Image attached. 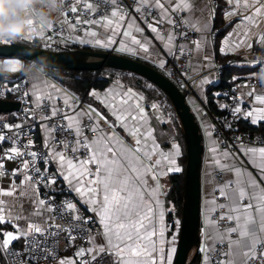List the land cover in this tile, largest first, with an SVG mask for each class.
<instances>
[{"label":"snow or ice","instance_id":"1","mask_svg":"<svg viewBox=\"0 0 264 264\" xmlns=\"http://www.w3.org/2000/svg\"><path fill=\"white\" fill-rule=\"evenodd\" d=\"M99 3L106 12L112 6L110 16L97 15L100 8L90 0H75L70 11L63 13V17L76 14L74 23L68 20L65 23L70 30L83 33L76 35L73 43L104 49L118 45L120 52L144 54L145 59L154 63L162 54L177 62L183 58L181 68H191L196 73L214 66L215 11L209 10L207 0L200 3L130 0L127 5L122 0H99ZM226 3L231 8L225 16L239 19L223 40L220 53L227 55L242 47L251 49L253 44L246 41L253 37L257 45H264V30L258 35L254 31L264 26V0H226ZM129 8L133 15L126 10ZM93 25L102 29V33L90 30ZM146 31L150 35H145ZM192 34L197 38L191 39ZM34 35L44 36V32L30 31L24 40H32ZM117 37L122 38L117 40ZM154 41L159 42V48ZM15 54L10 47H0V55ZM166 64V59H159V67ZM211 83L203 77L195 86L202 90ZM25 95L33 97L35 109L45 111L42 119L51 123L43 125L46 151L39 153L28 151L34 147L32 140L21 144L18 133L7 136L2 131L7 128L11 132L21 125L0 123V147L4 143L11 145L0 155V181L6 177L9 181L6 187L0 183V225L8 224L13 229L0 231L3 264H15L17 257L32 258L11 250L14 241L24 240L26 253L40 249L48 256L53 255L46 247L49 238L64 233L73 242L77 238L83 240L87 234L88 246L75 253L76 257H88L83 264L106 261L107 264H173L180 220L175 219L172 225L164 223L165 207L160 197L168 193L167 185H161L160 179L183 172L182 151L172 132L167 134L170 147L162 148L151 123L153 119L171 123V116L163 119L158 103L148 105L150 116L142 103L145 97L131 88L123 90L122 86L106 89L103 94L95 89L89 91L88 95L100 103L103 111L91 105L86 110L80 108L78 97L74 99L62 93L46 80L35 81L32 91ZM241 97L231 108L232 115L242 114L253 125L264 122V90L257 93L253 88ZM244 97H254V103L259 106L243 112L240 105L245 102ZM59 101H63L62 106ZM195 107L199 111V106ZM202 127L211 140L203 214L204 243L200 249L203 264H264V147H244L241 138L235 137L240 146L239 155H234L226 142L212 139L214 125L205 123ZM224 127L232 129L227 122ZM221 143H224L223 151ZM9 161L18 163L6 169L5 163ZM40 164L44 165L43 169ZM58 178L93 216L79 214L77 203L53 204L42 189L55 185ZM167 212L175 213L176 206L170 204ZM57 217L67 226L57 222ZM95 225L99 226L98 231H94ZM77 230L79 236L73 235ZM166 232L171 235L166 237ZM59 264L75 262L61 259Z\"/></svg>","mask_w":264,"mask_h":264},{"label":"built area","instance_id":"2","mask_svg":"<svg viewBox=\"0 0 264 264\" xmlns=\"http://www.w3.org/2000/svg\"><path fill=\"white\" fill-rule=\"evenodd\" d=\"M92 3L98 5L100 11L97 15H109L111 12V7H108L107 12L103 5L99 3V0H91ZM130 0H122L124 5H127ZM74 4V0H65L63 7L60 11H57L59 14L63 16L64 12H69L71 6ZM231 8V7H230ZM130 15H133L132 10L126 9ZM76 14H71L69 17H64V21L68 20L70 22H75ZM89 18V17H85ZM86 27V26H84ZM76 32H81L76 30ZM215 33H218V30L215 29ZM215 34V36H216ZM51 35L59 40L62 43L69 42L71 38V33L68 29L63 25H54L51 29ZM214 36V38H215ZM197 35L192 34L191 39H196ZM184 64V59L181 58L179 62L175 61L173 58H167V64L164 67V73L166 77L174 84V86L184 95L190 96L191 92L188 89V79L187 77L190 74V68L182 69L181 65ZM184 72L182 75L181 72ZM219 71L217 70V73ZM242 88L264 90V77L258 76L254 77H243L236 79V82L227 89L221 90L217 93L221 95L214 97V104L216 109L220 111L218 117H212L204 106L199 108V111L196 110L195 117L196 120L200 123H209L210 125H214L216 131L213 133L215 139L224 141L227 143L229 150L232 153H235L237 147L240 146V141L235 140V137H240L243 142L244 147H264V136H260L258 134L249 135L246 133H242L237 131L235 123L240 120H245L242 114H238L237 116H233L231 112V108L236 106V101L241 99L240 90ZM27 84L24 79L16 80L12 85H7L6 83H0V100H12L20 104L18 112L15 114V117L11 121L0 120V123H5L8 125H21V128L14 129L13 131H9L7 128L2 129L3 133L7 136H13L15 134H19L20 143L26 144L28 140H32L34 142V147L28 149V151H37L38 153L41 151H46L43 148V145L38 142L36 131L37 129H41L45 123H51V121H45L42 117L46 114L43 110L35 109V106L32 105L29 101ZM84 96L82 99L78 100L79 106L84 102ZM221 105H228V108H221ZM62 106V104H61ZM243 112L250 110L249 104L245 101L240 105ZM225 122L230 123L232 125V129L224 127ZM5 149L7 150L11 145L10 143H4ZM220 148L224 150V143H221ZM23 150V149H21ZM27 158V157H26ZM18 161H9L5 163L6 169H10L16 166ZM42 169L43 164L39 165ZM54 172V170H52ZM42 191L47 192L49 198L53 201L54 205H60L62 201H70L76 203L74 196L64 190L61 194H55L51 192L49 189H42ZM79 209V214L84 217L92 216L86 209L77 204ZM57 222L65 223L61 221L59 217L56 218ZM65 226L66 223H65ZM94 231H98V226L95 225ZM66 233L60 234L55 238H49L46 247L49 251L53 253V255L46 256L45 252L40 249L35 250V252L26 253L25 248L27 247L26 242L23 240L21 246H11V250H15L16 252L24 254L26 257H32L31 259L25 258L20 259L19 257L15 258V264H46L53 263L59 260L61 255V243L66 242L69 246H72L74 249H80L81 247H87V234H84V239L81 240L77 238L74 242L66 239ZM73 235L79 236V230L73 233ZM88 259V257L81 258V264H83V260ZM0 264H3V261L0 260Z\"/></svg>","mask_w":264,"mask_h":264},{"label":"crops","instance_id":"3","mask_svg":"<svg viewBox=\"0 0 264 264\" xmlns=\"http://www.w3.org/2000/svg\"><path fill=\"white\" fill-rule=\"evenodd\" d=\"M90 2H91V0H90ZM197 2L200 3V2H202V0H197ZM74 3H75V0H74ZM207 3H208L209 10L210 11L211 10H214L215 11V18H216V11H219L220 10V13H221V16L219 17L220 18V22L219 23L222 26L218 27L220 34H219V36L216 35L215 38H214V40H215V42H214V48L217 50V52L221 56H224V57L229 58L228 60H230V62H232L238 68L258 67V70L255 71L256 73H253V75H254L253 77L254 78H257L258 76L264 77V45H257L256 42H255V39H256L255 37H253V38H251V39H249V40L246 41V43L253 44V47L251 49H248L247 47H242L239 51H236V52H233V53H229L227 55H224V54H221L220 53L219 49L222 46L223 40L228 35V33L231 32L236 27V22H237V20L239 18L238 17H226L225 16V12L228 11L230 9V7H231L230 5H228L226 3V0H207ZM184 15H187V13H185ZM52 16L54 17V24H53V26L54 25H63L71 33V38H70L69 42L67 43L68 45L70 44V45H75L77 47L78 46L79 47H88V48H92V49L95 48L96 50H99L101 52H104L105 51L106 53L112 51L113 52V53L111 52L112 54H116V55H120V56L123 55V57H125L124 55H126V57L129 56L130 59L140 60L141 63L147 64V66L148 65L149 66H152L153 69L155 68V70H157L160 73L164 74V68L159 67V59H166L167 60V58H168L167 56H164L162 54L160 57H157L156 58V62L154 63V62H152L150 60L145 59L144 58V54L132 55V54L127 53V52H120L118 50V45H113L111 48L104 49V48L93 47L91 45H81V44H78V43H73L74 37L76 35H83V33L82 32H76V31L70 30L69 27H68V24L65 23V21H64V17L61 14H59L58 12H53L52 13ZM109 16H110V14H109ZM215 18H214V21H213V27H214V29L216 27L215 26ZM141 26H143V25H141ZM51 29L52 28L46 29L45 31L43 30L44 36H46V37H44V36H35L34 35V37H33L32 40H24V41L31 42V41L36 40L38 42V45L41 46V47L53 45V44H55L56 41H57L56 44L57 43L60 44L61 42L59 40H57V39L56 40H53L54 37L51 35ZM90 30H95V31H98V32L102 33V29H99V28H97L94 25L91 26V29ZM220 30H221V32H220ZM261 30H264V26H262L261 28L255 29L254 31L258 35L261 32ZM36 31L37 32H40L39 29H37ZM145 35H150V33H148L146 31L145 32ZM121 38L122 37H117V40H119ZM154 43H156V45H157L158 48L160 47V44H159L158 41H154ZM43 44H47V45L44 46ZM61 44H63V43H61ZM216 58H217V56H216V51H215V54H214V57H213V62H212L214 64V66L213 67H209V68H202L199 71V73L193 72V70L190 68V74L187 77V79H188L187 85L189 84L188 89L191 92V95H190V98H188V101H189V104L192 107H194V109H196L195 106H197V105L199 106V108H200V106H203L204 105L205 97H206V93H205L206 88L205 87H209L211 85H215L216 82H218V80H219V76H218V73H217V69H218V64L217 63L218 62H216L217 61ZM16 73L18 74L19 71L13 73L12 75H17ZM21 74L23 75V76L21 75V77H23L24 80H25V82L27 83L28 93L32 91V84L35 81H37V80H46L48 82V84H55L58 88H60L62 93H66L68 95H71L74 99L76 98L71 93L69 94V92L67 90H65L64 88H62L59 85H57V83H55L54 81H52L46 74H44L39 79H29L25 74H23V72ZM203 77H207L208 79H210L212 81V83L211 84H208V85H204L203 86V89L201 90V89L197 88L195 85L197 83H199V81ZM217 78H218V80H217ZM235 78H238V77H235ZM121 86H122V89L123 90L129 89V87H125V85H123L121 83H118L116 81H113L104 90H101V91H98V92H100L101 94H103L106 89H109V88H119ZM133 91H135V92H137V93H139L141 95V93L139 91H136V90H133ZM246 92H248V89L242 88L240 90V95L242 93H246ZM256 92L257 93H260L261 90H258ZM192 93H193V95H192ZM28 97H29L30 103L32 105H34L33 104V97H31L29 95H28ZM87 98H89L90 101L89 102H87L88 100L85 101L82 105H80V108H83V109L86 110L88 108V106L91 105L92 107L94 106V108H97V109H100V110L103 111L102 106L100 105V103L98 101L94 100L91 96H88ZM244 100L246 102L249 100L247 103L249 104L250 109L253 108V107H258L259 106V105H256L254 103V97H244ZM144 102L142 101V103H144L143 105L145 106V111L148 112L149 115L151 116L152 115V111L148 107V105H150L151 103L150 102L147 103L146 101H144ZM59 103H63V101H59ZM14 117L15 116L13 114L7 113L6 115H1L0 116V119L9 121V120H12ZM162 118L165 119L164 118V115H163V112H162ZM248 122L251 124L250 119L248 120ZM151 123H152V126L156 129V133L155 134L157 136V142H159L160 141L159 139L161 137V132H160V130L158 128V125L159 124H162V123H158L155 119H153L151 121ZM262 123L263 122H258L255 125H253V124H251V125L252 126H258L259 124H262ZM207 124H209V123H207ZM44 136H45V133H44L43 127L41 129H39V130L37 129L38 141L42 145H43V138H44ZM201 136H202L203 153H202V163H201V168H200V212H199L200 217H199V230H198V238H197L198 239V245H197L198 252H197V254L199 255V259H198V263L197 264H203V258H202V253L200 252V249H201V247L203 246V243H204V240H203V231H202V229H203V214H204L205 196H206V193H207L206 176H207V172H208V160H209V151L208 150L211 147V140H210L209 137L206 136L203 127H201ZM212 139H215V137L212 136ZM169 147L170 146H168V147H166L164 149L167 150ZM238 147H237V149H238ZM221 151H223V149H221ZM233 154L234 155H239V153L237 152V150ZM240 158L241 159H244V157L242 155H240ZM43 167H44V165H43ZM43 167H42V169H43ZM51 170H54L55 171V166L54 165L51 167ZM169 177H170V175L168 177H162L160 179L161 185H165V184L167 185V188L165 189L167 191V193H168L169 188H170ZM8 182L9 181H8L7 177L4 178L2 181H0V183H2L5 187L8 185ZM50 190H51V192H53L55 194H61L64 190H66L67 192L71 193L74 196V198L76 200V203L79 204L77 202L76 194L75 193H72L68 189L67 184L65 182H63L62 179H59L58 178L57 179V183L55 185H51L50 186ZM160 198H161L162 201H164V207H165L164 223H165V225L173 224V221L175 219H178V217L174 213H171L172 214L171 217L168 216L169 213L167 212V209H168V207H169L170 204L167 201L166 196H161ZM83 207L85 208V206H83ZM90 214L93 216L92 213H90ZM170 221H172V222L169 223ZM20 223H23V222H20ZM98 228H99V226H98ZM12 230H13L12 227L10 225H8V224L0 225V231L7 232V231H12ZM165 235H166V237H168V236L171 235V233L166 232ZM2 239H3V237L0 236V240H2ZM22 241L23 240L14 241L13 242V245L21 246ZM71 248H73V247L72 246H69L68 243L62 242L61 243L62 253H61L60 259L57 260L56 262L51 263V264H59L60 260L61 259H64V258H69V260L70 261H74L75 264H81L80 263L81 262V258L80 257H76V255H75V253L79 249H74L73 248L74 250H71ZM165 250H166V252L168 250V245L167 244L165 245ZM46 264H49V263H46ZM105 264H107V261L105 262Z\"/></svg>","mask_w":264,"mask_h":264},{"label":"water","instance_id":"4","mask_svg":"<svg viewBox=\"0 0 264 264\" xmlns=\"http://www.w3.org/2000/svg\"><path fill=\"white\" fill-rule=\"evenodd\" d=\"M15 55H0V60L21 59L29 62L37 56L48 58L50 69L65 71H97L104 68L119 69L133 73L157 87L171 103L182 128L186 151L184 169L183 205L181 210L179 236L173 264H193L198 252V230L200 217V168L202 163V136L189 104L184 95L164 74L141 62L110 52H90L81 49L52 52L32 46L11 44ZM25 50L34 52V56H23ZM93 58V59H90ZM20 104L9 100H0V114L17 113ZM191 249L192 257L188 260Z\"/></svg>","mask_w":264,"mask_h":264},{"label":"trees","instance_id":"5","mask_svg":"<svg viewBox=\"0 0 264 264\" xmlns=\"http://www.w3.org/2000/svg\"><path fill=\"white\" fill-rule=\"evenodd\" d=\"M220 16H221L220 10L219 11H216V18H215V26H216L215 28L216 29H218V27L222 26L219 23L220 22V18H219ZM220 32H221V30H220ZM219 34L220 33H219V29H218L217 35L219 36ZM25 42L26 41H24L22 43L25 44L26 46L28 45V46H32V47H35V48H39L40 47L39 49L46 48L44 50L52 51V52H57V51L59 52L58 49H65L64 51H72V50H75V48L76 49L90 51V52H95V50H96V49L93 50L92 48H88V47H83V48L82 47L80 48V47H77V46L75 47V45H70V46L67 45L68 46L67 47L66 45H55V44H53V45H50V46L41 47V46L38 45V43H37L36 40L31 41V42H26V43ZM22 43H18V44L19 45H23ZM29 43H31V44H29ZM65 46L67 48H65ZM50 48H52V49H50ZM54 48H56V49L53 50ZM62 51L63 50H61V52ZM215 51H216V56H217V62L219 63L218 64V71H219L218 72V76H219V80L220 81L218 80V82L215 85L209 86L208 88H206L205 93H206V98H207L208 101L207 102H204V107L206 105V107H205L206 110L208 111V113L213 118L214 117H218L219 114H220V111H218L216 109V106H215V104L213 102L214 97H216L215 94L217 93V91L219 92L221 90L230 88L236 82V79H238V78L253 77L254 76L253 73H256L255 71L258 70V67L238 68L232 62H230V60L226 59L227 57L221 56L217 52L216 49H215ZM96 52H99V50L98 51L96 50ZM134 60L137 61V59H134ZM138 62H140V61H138ZM24 63H25V61H24ZM27 63L28 62H26V64ZM220 63H221V65H220ZM226 64H227V67H226ZM106 69L107 70L109 69V72H110L109 76L110 75L112 76V75H114L117 72V75L120 76L118 79L121 78L120 80H122V82L117 79V77H118L117 75H114V81H116L118 83H122L123 85H125V87H129L130 84H128V85L124 84V79H127L125 82H127V81L129 82V80H131L132 86L134 87L133 90L139 91L142 96L146 97L145 98V101L147 103H149V102L150 103H157L158 102V104L162 103V104H160L161 106H163V109L162 110L165 109L164 112L163 111L162 112H163V114L166 113V114H164V118L167 119L169 116H171L172 120L174 119V121H172L173 123L172 122L171 123H162V124H159L158 125V128H159V130L161 132V137L159 139L160 140L159 143H161V147H163V148H166V147L170 146V144L167 143V141L170 139V137L167 134L170 133V132L175 133L176 141L179 142V144L181 145V151H182V157L180 158L181 167L183 169H185L186 151H185V143H184V139H183L182 128H180L181 125L179 123V120L177 118V115L175 114V111H174L171 103L169 102V100H167V97L163 94V92L161 90H159L157 87L155 88V86L153 84L151 85L150 82H148L145 79H142L141 77H139L137 75H134L133 73H130V72L124 73L126 71H124V70H121L120 71L119 69H111V68H106ZM107 70L105 71V68H104V69H102L100 71L101 72L100 73V72H97V71L95 72V71H89V70H83L85 72H82V71L81 72L80 71H78V72L77 71L72 72V71H65V70H59V69H56V70L55 69L54 70L53 69H50L49 70V68H48L47 71L45 72V74L50 79L53 78L52 81H54V82H56L55 80H57L58 78L60 79V82L62 84H64V82H66V81L67 82L70 81L71 83L69 82L68 84L66 82L65 87H63L64 85H60L61 83L59 81H57L56 83L57 84L60 83L59 86H62L65 90H67L72 95L74 94L75 97H78V98L81 97V98H83L85 96L86 92H88L90 90H93V89H95L96 91L104 90L110 83L113 82V76L112 77H109L108 74H107L109 72ZM111 71H113V72L111 73ZM93 72H94V75H93ZM102 72L104 73V75L102 74ZM105 73H106V76H108L107 79H106ZM55 74H58V75H55ZM127 74H128V76H127ZM129 75H132V76L130 77ZM115 76H117L116 79H115ZM14 77L15 78L21 77V75L20 76L11 75L10 77H8L6 79H5V77H0V83L12 82L13 80H15ZM95 77H97V79ZM233 77H238V78H236L235 80H233ZM128 78H129V80H128ZM62 79L63 80L65 79V80L62 82L61 81ZM71 79H73L74 81L73 80L71 81ZM72 83H75V84L73 85ZM70 86H72V88ZM66 87H68L69 89H72L73 91L72 90H69ZM130 87H131V85H130ZM158 94H159V97H157ZM164 96H165V98H164ZM149 97H152L154 99H157L158 98V101L157 100H154L153 101V100H151V98H150V101H149ZM210 97H211V99H210ZM86 98L87 97H85V100H86ZM87 100H90V99L87 98ZM163 100H165L167 103L164 102ZM169 104H170V106H169ZM170 111H172V112L170 113ZM171 124H173V125H171ZM262 124H264V123H262ZM262 124H259L258 126H252L248 122V120H240L237 123H235V126H236L237 131H239V132L246 133V134H249V135L258 134L260 136H264V125H262ZM168 126H169V128H168ZM200 132H201V130H200ZM4 151H5V147H4V145H2V147H0V155H3V152ZM169 184H170V188H169L168 194L166 195V199L169 202V204H174L176 206V212L174 214L180 220V218H181L182 205H183V201H184V199H183L184 170L181 173L170 175V177H169ZM168 216L171 217L172 214H169ZM172 221H170L169 223H171ZM170 225H172V224H170ZM177 237H178V235H177ZM71 250H74V249L71 248ZM198 259H199V255L196 254L193 264H197L198 263Z\"/></svg>","mask_w":264,"mask_h":264},{"label":"clouds","instance_id":"6","mask_svg":"<svg viewBox=\"0 0 264 264\" xmlns=\"http://www.w3.org/2000/svg\"><path fill=\"white\" fill-rule=\"evenodd\" d=\"M62 7V0H0V45L22 43L30 31L52 28V13ZM21 55L34 56L35 53L25 50ZM48 67L45 56H37L27 64L21 59L0 60V77L8 78L19 71L29 79H39Z\"/></svg>","mask_w":264,"mask_h":264},{"label":"bare ground","instance_id":"7","mask_svg":"<svg viewBox=\"0 0 264 264\" xmlns=\"http://www.w3.org/2000/svg\"><path fill=\"white\" fill-rule=\"evenodd\" d=\"M57 24H58V23H57ZM44 31H45V30H44ZM46 32H47V31H46ZM33 37H34V36H33ZM44 37H46V36H44ZM47 37H48V36H47ZM72 39H73V38H72ZM53 40H56V39L53 38ZM53 40H52V41H53ZM41 41H42V40H41ZM41 41H40V42H41ZM23 42H24V41H23ZM40 42H39V43H40ZM47 42H48V41H47ZM56 42H57V41H56ZM56 42H55V44H56ZM214 42H215V40H214ZM25 43H26V42H25ZM37 43H38V42H37ZM41 43H42V42H41ZM52 43H53V42H52ZM22 44H23V43H22ZM29 44H31V43H29ZM32 44H33V43H32ZM35 44H36V43H35ZM23 45H25V44H23ZM43 45L45 46V45H47V44H43ZM56 45H58V43H57ZM25 46H26V45H25ZM27 46H28V45H27ZM35 46H36V45H35ZM66 46H67V45H66ZM66 46H65V48L68 47V46H67V47H66ZM69 46H70V44H69ZM38 47H39V46H38ZM54 47H55V46H54ZM75 47H76V46H75ZM78 47H79V46H78ZM39 48H40V47H39ZM39 48H38V49H39ZM57 48H58V47H57ZM63 48H64V47H63ZM80 48H81V47H80ZM82 48H83V47H82ZM44 49H46V48H44ZM50 49H52V48H50ZM55 49H56V48H54L53 50H55ZM75 49H76V48H75ZM94 49H95V48H94ZM94 49H93V50H94ZM107 49H108V48H107ZM58 50H59V52H61V50L64 51L65 49H58ZM97 51H98V50H97ZM102 51H103V50H102ZM57 52H58V51H57ZM95 52H96V50H95ZM99 52H101V51H99ZM111 52H112V51H111ZM104 53H106V52L104 51ZM112 53H113V52H112ZM115 55H116V54H115ZM118 56H120V55H118ZM122 56H123V55H122ZM124 56L126 57V55H124ZM128 57H129V56H128ZM128 57H127V58H128ZM129 58H130V57H129ZM90 59H93V58H90ZM216 59H217V58H216ZM226 59H229V58H226ZM133 60H134V59H133ZM224 60H225V59H224ZM232 60H233V59H232ZM135 61H136V60H135ZM137 61H140V60H137ZM225 61H226V60H225ZM23 62H24V61H23ZM140 62H141V61H140ZM216 62H217V61H216ZM25 64H26V62H25ZM217 64H219V63H217ZM223 64H224V63H223ZM145 65H147V64H145ZM220 65H221V63H220ZM148 66H149V65H148ZM149 67H152V66H149ZM226 67H227V64H226ZM222 68H223V67H222ZM154 69H155V68H154ZM49 70H50V68H49ZM53 70H54V69H53ZM55 70H56V69H55ZM106 70H107V69L105 68V71H106ZM217 70H218V69H217ZM219 70H220V69H219ZM107 71L109 72V69H108ZM113 71H114V70H113ZM113 71H111V73H112ZM120 71H121V70H120ZM72 72H74V71H72ZM77 72H78V71H77ZM80 72H81V71H80ZM82 72H85V71H82ZM95 72H96V71H95ZM115 72H116V71H115ZM19 73H20V72H19ZM100 73H101V72H100ZM100 73H99V74H100ZM106 73H107V72H106ZM106 73H105V76H106ZM124 73H127V71L124 72ZM236 73H237V72H236ZM16 74H17V73H16ZM23 74H24V73H23ZM99 74H98V75H99ZM102 74L104 75L103 72H102ZM107 74H108V76H109L110 72L107 73ZM113 74H114V73H113ZM21 75H22V74H21ZM55 75H58V74H55ZM93 75H94V72H93ZM114 75H117V72H116ZM114 75H112V76H113V81H114ZM134 75H135V74H134ZM232 75H233V74H232ZM237 75H238V74H237ZM22 76H23V75H22ZM108 76H106V79H107ZM112 76L110 75L109 77H112ZM117 76H118V75H117ZM117 76H115V79H116ZM127 76H128V74H127ZM129 76L131 77L132 75H129ZM46 77H47V76H46ZM119 77H120V76H118L117 79H118ZM130 77H129V78H130ZM14 78H15V77H14ZM14 78H13V79H14ZM95 78L97 79V77H95ZM129 78H128V80H129ZM5 79H6V78H5ZM52 79H53V78H52ZM52 79H51V80H52ZM56 79H57V78H56ZM96 79H95V80H96ZM120 79H121V78H120ZM120 79H118V80L122 82V80H120ZM142 79H143V78H142ZM3 80H4V79H3ZM64 80H65V79H64ZM64 80L62 79L61 81L63 82ZM72 80H73V79H71V81H72ZM126 80H127V79H124V84H126V85L130 84L131 87H130V85H129V87L132 88L133 86H132V82H131V80H129V82H128V81L125 82ZM217 80H218V78H217ZM7 81H8V80H7ZM7 81H6V82H7ZM13 81H14V80H13ZM55 81H56V82H57V81L60 82V79L58 78V79L55 80ZM73 81H74V80H73ZM109 81H110V80H109ZM144 81H145V80H144ZM219 81H220V80H219ZM56 82H55V83H56ZM66 82H67V81H66ZM66 82H64V84H62V83L60 82L61 84H60V83H59V84H60V85H64L63 87H65ZM69 82H70V81H69ZM69 82H67V84H68ZM130 82H131V83H130ZM70 83H71V82H70ZM94 83H95V82H94ZM141 83H142V82H141ZM216 83H217V82H216ZM229 83H230V82H229ZM229 83H228V84H229ZM59 84H57V85H59ZM72 84L74 85L75 83H72ZM108 84H109V83H108ZM121 84H122V83H121ZM149 84H150V83H149ZM214 84H215V83H214ZM151 85H152V84H151ZM134 86H135V85H134ZM146 86H147V85H146ZM188 86H189V84H188ZM211 86H213V85H211ZM60 87H62V86H60ZM63 87H62V88H63ZM70 87L72 88V86H70ZM66 88H68V87H66ZM135 88H136V87H135ZM155 88H156V87H155ZM205 88H208V87H205ZM68 89H69V88H68ZM74 89H75V88H74ZM132 89H134V87H133ZM69 90H72V89H69ZM204 90H205V89H204ZM72 91H73V90H72ZM75 91H76V90H75ZM77 92H78V91H77ZM217 92H218V91H217ZM86 93H87V92H86ZM69 94H70V93H69ZM79 94H80V93H79ZM73 95H74V94H73ZM81 95H82V94H81ZM160 95H161V94H160ZM192 95H193V93H192ZM70 96H71V95H70ZM74 96H75V95H74ZM156 96H157V95H156ZM157 97H159V94H158ZM80 98H81V97H80ZM145 98H146V97H145ZM150 98H151V100H153V101H154V100H157V101H158V98H157V99H154V98H152V97H149V101H150ZM164 98H165V96H164ZM147 99H148V98H147ZM147 99H146V100H147ZM191 99H192V98H191ZM210 99H211V97H210ZM160 100H161V99H160ZM160 100H159V101H160ZM167 100H168V99H167ZM192 100H193V99H192ZM85 101H87V98H86ZM89 101H90V100H88L87 102H89ZM144 101H145V100H144ZM144 101H143V102H144ZM147 101H148V100H147ZM157 101H156V102H157ZM163 101L166 102L165 100H163ZM163 101H162V102H163ZM200 101H201V100H200ZM207 101H208V100H207ZM248 101H249V100H248ZM248 101H247V102H248ZM160 102H161V101H160ZM160 102H159V103H160ZM144 103H145V102H144ZM144 103H143V104H144ZM157 103H158V102H157ZM166 103H167V102H166ZM90 104H91V103H90ZM160 104H162V103H160ZM92 105H93V104H92ZM167 105H168V104H167ZM212 105H213V104H212ZM169 106H170V104H169ZM93 107H94V106H93ZM161 107H162V109H163V106H161ZM205 107H206V105H205ZM212 107H213V106H212ZM212 107H211V108H212ZM211 108H210V109H211ZM164 110H165V109H164ZM164 110H162V111L164 112ZM166 112H167V111H166ZM171 112H172V111H170V113H171ZM173 112H174V111H173ZM213 113H214V112H213ZM215 113H216V112H215ZM164 114H166V113H164ZM164 114H163V115H164ZM173 114H174V113H173ZM171 115H172V114H171ZM174 116H175V115H174ZM172 121H174V119H173ZM172 123H173V122H172ZM197 123H198V122H197ZM263 123H264V122H263ZM174 124H175V123H174ZM168 125H169V124H168ZM171 125H173V124H171ZM262 125H264V124H262ZM166 127H167V126H166ZM201 127H202V126H201ZM168 128H169V126H168ZM168 128H167V129H168ZM180 128H181V127H180ZM200 130H201V129H200ZM164 131H165V130H164ZM200 133H201V132H200Z\"/></svg>","mask_w":264,"mask_h":264},{"label":"rangeland","instance_id":"8","mask_svg":"<svg viewBox=\"0 0 264 264\" xmlns=\"http://www.w3.org/2000/svg\"><path fill=\"white\" fill-rule=\"evenodd\" d=\"M21 73H22V72L18 73L17 76H20ZM0 116H1V115H0ZM198 125H199V128L201 129V126H202L203 124H201V123L198 122ZM183 199H184V198H183ZM176 243H177V241H176ZM175 247H176V244H175ZM192 254H193V249H191V251H190V254H189V256H188V260L192 257ZM64 259L69 260V258H64Z\"/></svg>","mask_w":264,"mask_h":264},{"label":"flooded vegetation","instance_id":"9","mask_svg":"<svg viewBox=\"0 0 264 264\" xmlns=\"http://www.w3.org/2000/svg\"><path fill=\"white\" fill-rule=\"evenodd\" d=\"M178 234H179V233H178ZM178 234H177V235H178ZM177 241H178V237H177ZM176 247H177V243H176Z\"/></svg>","mask_w":264,"mask_h":264}]
</instances>
